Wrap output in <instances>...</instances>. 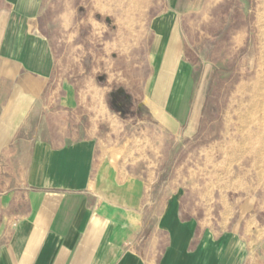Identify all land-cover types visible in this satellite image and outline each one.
I'll use <instances>...</instances> for the list:
<instances>
[{"label": "crops", "instance_id": "1", "mask_svg": "<svg viewBox=\"0 0 264 264\" xmlns=\"http://www.w3.org/2000/svg\"><path fill=\"white\" fill-rule=\"evenodd\" d=\"M154 1L139 0L137 16L150 15ZM165 1L149 24L155 60L183 45L186 0ZM37 3L0 6V264H264V184L245 185L249 194L236 202L193 209L187 183H156L148 152L115 150L101 132L57 138L56 108L80 104L75 88L56 86Z\"/></svg>", "mask_w": 264, "mask_h": 264}, {"label": "rangeland", "instance_id": "2", "mask_svg": "<svg viewBox=\"0 0 264 264\" xmlns=\"http://www.w3.org/2000/svg\"><path fill=\"white\" fill-rule=\"evenodd\" d=\"M138 1L38 0L56 86L75 88L80 104L58 106L51 129L148 152L156 183H187L189 208L244 199L245 185L264 184V0L182 1L183 45L159 60L149 24L166 1L144 17Z\"/></svg>", "mask_w": 264, "mask_h": 264}]
</instances>
